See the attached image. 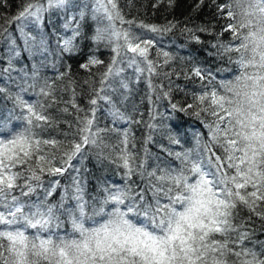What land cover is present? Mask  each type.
I'll return each mask as SVG.
<instances>
[{
    "label": "snow or ice",
    "instance_id": "6c2138e0",
    "mask_svg": "<svg viewBox=\"0 0 264 264\" xmlns=\"http://www.w3.org/2000/svg\"><path fill=\"white\" fill-rule=\"evenodd\" d=\"M165 2L171 5L174 0ZM202 3L198 0L196 7ZM213 3L218 13L230 21L223 31L232 35V41L218 42L214 47L230 61V54L236 53L235 63L241 71L232 80L222 81L219 89L201 85L202 91L192 93L193 103L179 108L198 109L195 115L205 113L214 118L207 123L209 140L201 143L198 136L196 148L175 153L181 167L157 166L148 171L135 164L127 148L130 134L124 132L119 160L126 169L125 176L131 180L138 173L145 186L133 188L132 181L123 188H106L103 205L97 209L85 199L77 177L72 178L64 197L55 204L48 197L57 190L59 180L48 182L43 199L34 197L44 187L46 176H62L68 171L84 145L103 143L100 130L94 126L98 100L108 103L114 122H132L120 108V88H127V84L120 81L118 88L116 77L124 71L121 65L125 60L136 72H147L149 80L159 75L157 60L150 58L155 43L131 30L133 21L125 19L118 0H22L18 14L6 23L16 24L26 50L35 49L41 54L48 51L43 35L37 39L25 32L28 23L39 27L46 14L65 12L71 6L79 12L64 18L63 27L71 34L58 36L61 52L75 50L81 35L79 22L91 12L98 24L93 40L98 46L110 47L113 56L101 74L99 88H92L87 111L75 100L64 102L77 113L79 139L75 141L67 136L58 140L42 135L55 125L49 109L58 99L54 82L41 81L35 68L32 82L17 84L20 91L15 95L0 86V95L13 100L14 110L21 109L20 116L10 114V118L23 121L19 130L0 138V264H264V243L259 251L247 246L245 241L251 236L240 217V210L247 209L264 219V0ZM173 26L159 29L140 25L153 33ZM207 30L185 28L189 33ZM6 31L0 25V33ZM223 31L217 35L222 36ZM161 54L167 64L169 53L157 55ZM18 55L19 51L12 48L8 67L3 69L5 74L10 73L12 59ZM98 64L103 61L93 56L81 67ZM192 73L201 80L212 79L199 67ZM9 82L14 83L10 76ZM29 88L38 89L36 94L42 99L25 100L21 93ZM171 107L178 108L176 104ZM62 111L67 112L68 107ZM69 200L75 201L74 206H69ZM104 205L111 207L107 218L87 227L88 220L105 215ZM62 217L71 225L67 235L56 231L64 226Z\"/></svg>",
    "mask_w": 264,
    "mask_h": 264
},
{
    "label": "trees",
    "instance_id": "16d2710c",
    "mask_svg": "<svg viewBox=\"0 0 264 264\" xmlns=\"http://www.w3.org/2000/svg\"><path fill=\"white\" fill-rule=\"evenodd\" d=\"M225 2L226 0H216L218 4ZM197 3L198 0H174L171 5L165 0H118L125 19L133 21L131 30L153 39L155 47L151 50L150 58L157 60V70L160 74L151 76L149 80L147 72L143 74L136 72L135 67H129L125 60L121 65L124 71L116 77V86L119 88L120 81L127 84V88H120V93L123 94L120 108L131 117L132 122L129 123L127 120L114 122L108 103L98 100L94 126L100 130L103 143L100 146L84 145L81 153L70 162L71 167L67 172L62 176L44 178V187L38 190L34 199L44 198V189L53 179L59 180L60 184L52 196L48 197L51 203L60 201L64 197L65 189L71 185L72 178L77 177L82 182L85 199L97 209L103 205L104 196L107 194L106 188H123L126 184H132V181L135 182L132 184L133 188H143L145 184L139 174L133 175L129 180L125 176L126 169L119 160L120 148L123 147L120 141L124 132L130 134L127 148L135 157V164L143 165L148 171L157 166L174 169L181 167L175 153L196 148L198 136L201 143L209 140L207 123L214 118L205 113L195 115L194 112L198 109L180 111L179 108L193 103L192 93L202 91L201 85L207 84L209 89H219L222 81L232 80L241 70L235 63L236 53L230 54L232 56L230 61L228 55L214 47L218 42L232 41L231 32L223 31L230 21L218 13L213 0H203L199 8L196 7ZM21 4L22 0H0V25L7 28L6 32L0 33V86L10 89L15 95L20 91L16 87L17 84L25 86L32 82L30 78L35 68L41 81L47 79L50 83L54 82L58 99V102L49 109L55 118V125L42 135L52 136L58 140H63L65 136L74 141L78 140L76 110L71 104L66 105L64 102L75 100L81 109L85 111L89 109L92 88H99L101 74L112 59L111 48L103 44L98 46L94 42L93 36L98 24L89 12L79 22L81 35L76 42L75 50L61 52L57 43L58 36L71 34L63 27L64 18L69 14L78 15L79 12L78 8L70 6L65 12L53 11L46 14L39 27L32 23L27 24L25 32L36 36L37 39L43 35L48 47V51L42 54L35 49L28 51L16 24L6 23L18 14ZM141 24L154 25L159 29L174 26L171 30L153 33L140 27ZM198 27H207L208 30L194 33L185 31V28ZM222 31L223 35L218 36L217 33ZM193 35L199 37V40L194 39ZM233 43L238 44L239 41ZM12 48H16L19 55L12 59L10 73L5 74L3 69L8 67ZM162 52L169 53L167 64L164 63L165 58L162 54L157 55ZM131 55L128 53V56ZM93 56L103 61V64L81 67L88 64L89 58ZM195 67L210 74L212 79L201 80L195 77L192 73ZM61 73L65 75L58 78ZM25 75L28 77L27 80ZM9 76L14 83L9 82ZM37 91L38 89L29 88L21 94L25 100L35 102L42 99L37 96ZM165 92H168V95H163ZM172 104L178 106L177 110H173ZM66 106L68 111H62ZM10 114L18 117L21 115V109L14 110L13 100L6 95H0V138L23 126L22 120L10 118ZM174 139L179 140V143H173ZM68 204L74 206L75 201L69 200ZM104 211L105 215L94 216L92 220L86 222V226L93 227L102 223L111 207L104 205ZM240 217L246 223L251 236L245 243L259 251L261 244L264 243V219L252 215L247 209L240 210ZM62 219L64 226L56 231L60 235H67L71 232V225L66 217Z\"/></svg>",
    "mask_w": 264,
    "mask_h": 264
}]
</instances>
